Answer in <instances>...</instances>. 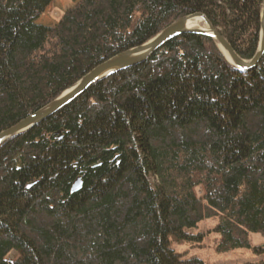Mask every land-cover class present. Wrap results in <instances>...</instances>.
Segmentation results:
<instances>
[{
  "label": "trees",
  "instance_id": "16d2710c",
  "mask_svg": "<svg viewBox=\"0 0 264 264\" xmlns=\"http://www.w3.org/2000/svg\"><path fill=\"white\" fill-rule=\"evenodd\" d=\"M52 2L0 0V134L182 18L243 60L260 44L264 0H80L48 27ZM209 220L219 254L264 239V56L239 72L211 37L170 41L0 147V264H206L171 239L201 244Z\"/></svg>",
  "mask_w": 264,
  "mask_h": 264
},
{
  "label": "water",
  "instance_id": "95a60500",
  "mask_svg": "<svg viewBox=\"0 0 264 264\" xmlns=\"http://www.w3.org/2000/svg\"><path fill=\"white\" fill-rule=\"evenodd\" d=\"M196 19H202L206 23L208 30L206 31L198 28H191V22L195 21ZM187 34L203 35L213 38L227 61L236 70L242 73L254 71L257 69L264 56V3L261 11L260 44L258 51L252 60L246 61L240 58L230 43L222 35V33L218 29L214 28L203 14H195L182 18L174 22L147 44L127 51L103 63L86 75L73 88L63 93L58 99L50 103L48 106L29 116L15 127L1 133L0 147L8 140L30 131L34 127L53 117L97 83L118 73L144 64L151 56L162 49L170 41ZM82 187L83 182L80 178L74 183L72 193H78L81 191Z\"/></svg>",
  "mask_w": 264,
  "mask_h": 264
},
{
  "label": "rangeland",
  "instance_id": "374dc122",
  "mask_svg": "<svg viewBox=\"0 0 264 264\" xmlns=\"http://www.w3.org/2000/svg\"><path fill=\"white\" fill-rule=\"evenodd\" d=\"M79 1L53 0L39 23L48 27L55 26L65 12L73 8ZM197 26L201 27L202 25L198 24ZM198 193L201 195V190ZM218 223V220L205 221L192 233L194 236L201 235L204 237L201 244L183 243L171 239L172 248L177 255L185 259H200L206 264H264V239L256 235L252 236L254 247L252 250H237L227 254H219L216 250L219 237L215 234ZM15 257L16 255L12 254L9 260L12 261Z\"/></svg>",
  "mask_w": 264,
  "mask_h": 264
},
{
  "label": "bare ground",
  "instance_id": "6f19581e",
  "mask_svg": "<svg viewBox=\"0 0 264 264\" xmlns=\"http://www.w3.org/2000/svg\"><path fill=\"white\" fill-rule=\"evenodd\" d=\"M198 24H200L202 26L201 27H198L197 26ZM190 27L191 28H196V29L198 28V29L206 30V31L208 30L206 23L202 19H196L195 21L191 22Z\"/></svg>",
  "mask_w": 264,
  "mask_h": 264
}]
</instances>
